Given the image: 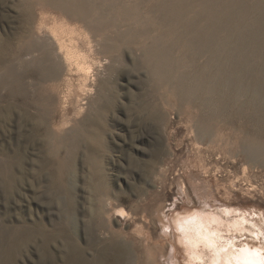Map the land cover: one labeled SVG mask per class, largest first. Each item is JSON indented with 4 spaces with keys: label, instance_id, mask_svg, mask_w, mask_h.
<instances>
[{
    "label": "rangeland",
    "instance_id": "374dc122",
    "mask_svg": "<svg viewBox=\"0 0 264 264\" xmlns=\"http://www.w3.org/2000/svg\"><path fill=\"white\" fill-rule=\"evenodd\" d=\"M22 1L0 0L2 50L4 37L15 35L22 23L24 11L19 7ZM212 3L211 8L201 10L205 18L232 7L237 9L234 32L240 60L235 67V82L244 87L259 84L264 79V19L255 9L264 11V0H212ZM198 10L197 7L196 11L185 12L184 20L194 18ZM257 16L258 26L254 25ZM204 24L205 21L199 23ZM176 30L179 33V25ZM211 31L212 27L207 30ZM177 40L176 35L171 42ZM180 47L171 48V76L165 82H155L148 76L138 52L137 73H124L112 80L117 94L112 108L98 114L97 94L80 95V98L85 96L84 108L81 113L69 116L70 121L65 125L61 114L65 109L73 113L74 108L73 104L65 108L66 83L62 81L66 76L58 82L47 81L36 86L40 88L35 97L37 108L30 107L36 105L30 99L29 107L20 97L11 99L0 87V264H42L46 242L52 252L60 247L58 235L63 227L59 226V212L62 211L63 218L65 210L74 209L76 234L70 231V236L74 235L78 244L81 243L89 259L110 234L136 240L147 235L146 244L131 246L130 258L125 264H140V259L151 252V264L155 260L158 264H218L216 259L209 263L207 253L189 261L184 240L175 230L170 232L164 227L178 215H198L214 216L223 222V229L228 231L223 232L221 245L234 249L235 257L248 250L247 257L242 256L243 264H264V151L251 161L241 156V145L249 128L245 117L231 114L232 124L220 119L203 122L198 111L192 109L193 104L190 108L175 92L184 80L182 77L191 71L185 58L187 49ZM180 58L183 62L177 64ZM97 71L96 68L90 75V83ZM129 91L136 98L131 100ZM237 100L243 103L246 96L238 95ZM10 103L14 108L9 117ZM24 111L38 112L44 117L43 127L36 133L31 127L33 121H24ZM83 117L98 123L85 130L80 124ZM203 126H210L214 133L198 140L195 129ZM68 132H75L73 136L77 137L84 135L82 143L86 144L71 146ZM260 141L264 143V128ZM60 169L65 173L61 174ZM98 207L110 208L104 216L109 233L93 247L84 224L88 220L87 212ZM198 248L201 252L202 247Z\"/></svg>",
    "mask_w": 264,
    "mask_h": 264
},
{
    "label": "bare ground",
    "instance_id": "6f19581e",
    "mask_svg": "<svg viewBox=\"0 0 264 264\" xmlns=\"http://www.w3.org/2000/svg\"><path fill=\"white\" fill-rule=\"evenodd\" d=\"M32 1L23 0L20 3V10L24 11L22 13L24 14L22 23L19 21L21 25L16 28L15 35L4 37L2 43L5 44V49H0V87L7 91L11 99L14 100L20 97V100H24L23 103L26 107L30 106V99L36 103V105L30 107L37 108L35 97L37 90L40 88L37 89L36 86L47 81L58 82L66 76V79L62 81L66 83L64 84L66 85L65 96L61 97L64 98L65 102L62 101L65 103V108L68 104H73L74 108L71 106L73 113L65 109L63 115L61 114V117L64 118V125L70 121L69 116L82 112L84 108L82 105L84 104L82 102L83 97L94 92L98 97L96 110L98 114H101L112 108L113 101L117 98L112 80L124 73L129 75L137 73L139 69L138 52H141V61L148 76L155 82L163 83L171 76V48L181 45V50L187 49L188 53L185 58L187 57V66H190L191 71L186 77H182L184 80L175 92L189 103V107L190 104H193L192 107L195 108L192 109L198 111L203 122L220 119L232 124L234 121L231 114L245 117L249 128L241 145V156L251 161L259 152L264 151V143L260 141L264 128V79L252 87H244L234 80L235 67L240 60L236 54L239 46L234 32L238 17L235 7L224 13L217 12L205 18L201 12L213 6L212 0ZM197 7L199 10L198 13H195L194 18L184 20V15L187 14L185 12L196 11ZM255 13L262 20L264 19V11L256 8ZM258 16L254 23L257 26L260 25ZM201 21H205L202 26L199 25ZM174 23L176 26H180V31L177 34ZM210 27L213 28V31L208 33L207 30ZM176 35L178 40L172 43L171 40ZM200 60H202L201 63H198ZM182 62V58L177 60V64ZM34 63H36V66L33 67ZM96 68L99 71L93 73L96 76L93 82L90 83L88 79ZM150 84L152 85V83ZM62 91L64 92L63 89ZM129 92L128 95L131 100L136 98L132 91ZM241 94L246 96V101H243V103H239L240 101L237 100L238 95ZM80 95L85 96L80 98ZM194 99H197V101L195 102ZM13 108L14 106L10 103L7 108L9 117ZM22 114L24 121H33L31 126L33 132L36 133L38 129L43 127L44 117L42 114L38 112L31 114L27 111L22 112ZM87 118L83 117L80 123L85 130L87 127L91 128L93 125H97L98 122L96 123V121ZM73 129L72 131H74ZM195 132L198 140L204 135L209 136L214 133L210 126L199 127L195 129ZM71 133L68 132V138L72 141L71 146L76 147L80 144H86L85 142L82 143L85 141L84 135L80 136L82 132L79 134L80 137L73 136V134H76L75 132ZM66 144L65 146H67ZM56 149H59L56 150L57 152L60 151V147ZM64 149L62 148V150ZM68 149L71 151L69 146ZM91 158H94V156ZM234 158L236 157L234 156ZM246 160L245 163H247ZM260 160L262 159L260 158ZM249 163L251 164V162ZM58 164L57 166H59ZM63 165L60 166L64 167ZM62 173L65 172L62 171ZM65 208L63 207V209ZM74 210H65L63 218L60 217L62 211H58L61 219H58L61 224L59 226L63 227L58 235L60 247L57 252H52L46 242L42 264H49V261L53 264H125V260L130 258L131 246L133 247L134 244L140 246L141 243L146 244L147 235H141L142 239L136 240L118 238V234H110L108 240L103 241L102 246L95 249L92 258L89 259L85 254V248L79 245L81 243L78 244L73 237L74 235L70 236V231H74L77 226L76 210ZM109 212L110 208L108 207H98L92 208L86 214L88 220L84 226L93 247L95 244L101 243V239L109 233L107 223L104 220L105 214ZM222 223L219 218L214 216L178 215L173 218L172 223L163 225L170 229V232H172V229L175 230L184 240L189 261L203 257L204 254H210L209 260L211 261L209 263L216 259L218 264H243L242 256H246L248 250L245 253L240 252L238 257H235L237 254L234 253V249H227V245H221L224 241L223 232L228 231L223 229ZM173 246L172 249L175 251ZM198 246L202 247L201 252ZM149 254H146L145 259L139 257L138 259L141 258V263L138 260L139 263L151 264L152 257L150 258ZM155 262H152V264L159 263Z\"/></svg>",
    "mask_w": 264,
    "mask_h": 264
}]
</instances>
